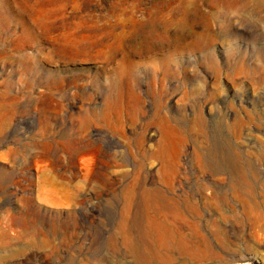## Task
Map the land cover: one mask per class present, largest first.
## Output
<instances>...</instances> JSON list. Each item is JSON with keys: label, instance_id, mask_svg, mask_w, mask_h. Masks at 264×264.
Wrapping results in <instances>:
<instances>
[{"label": "rangeland", "instance_id": "rangeland-1", "mask_svg": "<svg viewBox=\"0 0 264 264\" xmlns=\"http://www.w3.org/2000/svg\"><path fill=\"white\" fill-rule=\"evenodd\" d=\"M0 264H264V0H0Z\"/></svg>", "mask_w": 264, "mask_h": 264}, {"label": "bare ground", "instance_id": "bare-ground-1", "mask_svg": "<svg viewBox=\"0 0 264 264\" xmlns=\"http://www.w3.org/2000/svg\"><path fill=\"white\" fill-rule=\"evenodd\" d=\"M215 151H216V150H215ZM224 153H225V152H224ZM225 154H226V153H225ZM220 155H221V154H220ZM225 156H226V155H225ZM213 157H215V156H213ZM221 157H222V156H221ZM217 159H218V158H217ZM217 159H216V160H217ZM223 159H224V158H223ZM221 162H222V161H221ZM223 164H224V163H223ZM223 166H224V165H223ZM223 166H222V167H223ZM224 167H225V166H224ZM224 169H225V168H224ZM221 173H222V172H221ZM221 175H222V174H221ZM210 193H211V192H210ZM261 231H262V230H261Z\"/></svg>", "mask_w": 264, "mask_h": 264}]
</instances>
